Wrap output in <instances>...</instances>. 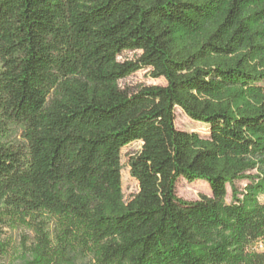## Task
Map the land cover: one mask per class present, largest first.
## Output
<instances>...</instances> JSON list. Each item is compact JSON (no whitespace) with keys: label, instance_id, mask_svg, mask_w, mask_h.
<instances>
[{"label":"trees","instance_id":"trees-1","mask_svg":"<svg viewBox=\"0 0 264 264\" xmlns=\"http://www.w3.org/2000/svg\"><path fill=\"white\" fill-rule=\"evenodd\" d=\"M145 69L167 85L121 89ZM182 179L212 198H179ZM261 195L264 0H0V260L28 227L29 264H264Z\"/></svg>","mask_w":264,"mask_h":264},{"label":"rangeland","instance_id":"rangeland-1","mask_svg":"<svg viewBox=\"0 0 264 264\" xmlns=\"http://www.w3.org/2000/svg\"><path fill=\"white\" fill-rule=\"evenodd\" d=\"M141 55V52H125L120 57V61L136 60ZM165 79H153L151 76V69L142 70L135 75L122 80L120 87L131 93H136L141 87L145 86H166ZM176 127L180 131L188 133H198L202 137L209 135V126L192 121L188 118L181 109L176 110ZM142 150V143L136 142L122 150L121 164H122V185L123 193L126 202L131 201L139 193V184L136 179L131 175L130 161L131 157L139 154ZM253 177L257 175L254 171L250 173ZM250 181H236L234 186H228L227 204L232 203L233 190H237L239 198ZM212 198L211 190L208 184L204 181H197L195 183H188L183 179L178 184V197L188 201L196 202L201 200L202 197ZM259 200L264 203V195L259 196ZM2 241L6 244V254L0 260L1 264H29L33 258L27 254V247L36 242L35 232L28 227L6 228ZM92 257L84 254L72 255L68 264H90Z\"/></svg>","mask_w":264,"mask_h":264}]
</instances>
